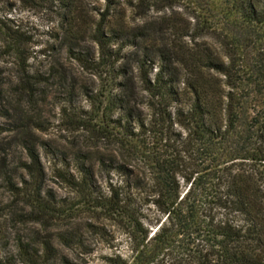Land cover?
Returning <instances> with one entry per match:
<instances>
[{
	"label": "trees",
	"instance_id": "obj_1",
	"mask_svg": "<svg viewBox=\"0 0 264 264\" xmlns=\"http://www.w3.org/2000/svg\"><path fill=\"white\" fill-rule=\"evenodd\" d=\"M104 1L88 14L81 0H57L61 34L47 67L29 63L31 37L15 29L1 40L9 61L0 65V182L9 217L0 223V264H88L79 204L127 224L131 264L165 263L178 237L185 247L167 264H264V0H226L233 19L224 27L199 16L192 25L175 0ZM76 71L103 82L84 92L92 112L72 105ZM51 82L65 90L62 112L90 135L76 152V175L55 171L72 190L66 198L46 188L31 115ZM103 141L114 147L108 154ZM12 147L23 155L16 163Z\"/></svg>",
	"mask_w": 264,
	"mask_h": 264
},
{
	"label": "rangeland",
	"instance_id": "obj_2",
	"mask_svg": "<svg viewBox=\"0 0 264 264\" xmlns=\"http://www.w3.org/2000/svg\"><path fill=\"white\" fill-rule=\"evenodd\" d=\"M175 11L178 15L190 20L192 25L196 24V16L202 21L209 18L210 23H216L218 27H222L228 20L231 23L233 15L230 14L226 0H175ZM105 6L104 0H81L80 7L88 14L96 9H102ZM61 11L57 4V0H0V46L1 40L5 39L11 30H19L26 36L31 37L33 49L35 52L34 59H30L29 63L33 67L39 66L42 63L44 67L51 64L54 58V53L51 46L57 47L59 44L58 38L61 34ZM204 18V19H203ZM159 21V20H158ZM136 23H142V20L135 19ZM224 27V26H223ZM260 35L264 32L260 31ZM259 36L253 35L252 41L258 39ZM208 41H215L212 38L206 37ZM39 50L43 54L38 53ZM60 58L66 66L69 62L65 59L64 51L60 53ZM9 61L8 56L3 57L0 49V65L3 62ZM72 68V66L70 65ZM10 65H6L5 69H9ZM101 70V68H100ZM77 75L76 89L77 96L74 99L73 106L81 107L87 112H92V105L84 96L85 91H96L101 87L102 81L91 77L88 73ZM10 71L5 72V76L11 77ZM106 77L102 76V80ZM47 95L38 97L36 110L32 112L33 120L40 126V131L37 132L39 142L37 151L40 160L46 171V188L56 192L58 197H72V191L69 186L55 176V171L60 170L75 174L74 163L77 160L76 152L79 149H85L88 142L89 133L86 131H77L75 125L71 122V116L62 112L63 107H67V98L65 90L51 82L47 87ZM97 103L95 104V107ZM69 111V110H68ZM64 115H67L64 116ZM85 118L90 117L89 113L84 115ZM4 122V120H0ZM10 126H5L9 130ZM8 135L7 132L2 136ZM10 139L6 138L2 142L7 143ZM41 143V144H39ZM99 150L108 154L113 150V146H109L108 142L103 141L98 143ZM12 159L14 163L20 157L23 158L19 147H12ZM111 181L114 184H122V177L118 174H111ZM17 179V178H16ZM98 183L103 187L106 186L105 176L97 178ZM3 183L0 182V223L7 220V212L4 209L7 194L3 188ZM105 188V187H104ZM75 221L79 222L80 230L85 240V244L90 249L88 264H107L105 257H120L131 264L136 257V254L131 252V243L127 237V224L120 223L116 220L109 219L103 214H90L87 212L88 207L84 204H79L75 207ZM74 214V215H75ZM87 223H90L87 226ZM23 233L28 234V229ZM9 237H13L11 228L8 230ZM187 240L184 238H176L169 246L168 250L164 251L163 262L159 264H167L169 259L178 256L183 251Z\"/></svg>",
	"mask_w": 264,
	"mask_h": 264
}]
</instances>
